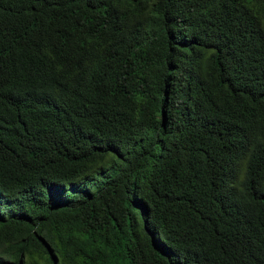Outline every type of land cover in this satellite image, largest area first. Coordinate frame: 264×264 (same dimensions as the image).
Wrapping results in <instances>:
<instances>
[{
    "label": "trees",
    "instance_id": "trees-1",
    "mask_svg": "<svg viewBox=\"0 0 264 264\" xmlns=\"http://www.w3.org/2000/svg\"><path fill=\"white\" fill-rule=\"evenodd\" d=\"M0 264H264V0H0Z\"/></svg>",
    "mask_w": 264,
    "mask_h": 264
}]
</instances>
